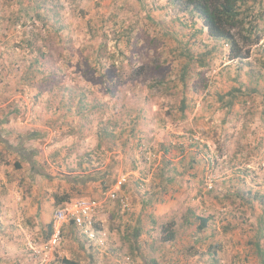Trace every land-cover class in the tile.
Listing matches in <instances>:
<instances>
[{"label": "rangeland", "instance_id": "374dc122", "mask_svg": "<svg viewBox=\"0 0 264 264\" xmlns=\"http://www.w3.org/2000/svg\"><path fill=\"white\" fill-rule=\"evenodd\" d=\"M245 21L257 25L261 40L231 59L228 46L198 33L202 19L172 0H0V112L45 131L40 146L60 149L48 156L73 158L66 173L110 165L113 174L121 162L124 176L111 190L128 208L118 191L134 169L161 214L155 238L174 234L172 242L152 243L161 256L149 253L145 264H224L226 257L264 264V205L255 199L251 208L237 194L264 195V0ZM52 167L53 174L61 169ZM79 199L89 198L71 201ZM167 209L173 216L164 218ZM46 232L14 233L13 264L73 259L64 230L46 261L27 249L29 240L40 247ZM119 253L107 257L136 264Z\"/></svg>", "mask_w": 264, "mask_h": 264}, {"label": "crops", "instance_id": "0c3cea01", "mask_svg": "<svg viewBox=\"0 0 264 264\" xmlns=\"http://www.w3.org/2000/svg\"><path fill=\"white\" fill-rule=\"evenodd\" d=\"M44 135L45 131L40 128L27 129L16 122L12 112H0V264H13L15 260V249L19 245L15 243L14 233L19 230L26 232L29 234L26 239L35 232L41 234L58 207L76 196L103 199L104 193L124 176L121 162L119 167L114 168L113 174L105 169V166L110 168V165H104V170L100 172H85L86 166L82 165L81 174L66 173L63 165H71L73 158L69 161L71 163L66 162L64 156L56 161L55 157L60 152L58 147L53 149L57 152L55 156H48L53 152L52 149L47 151V148L39 144ZM35 141L38 143L35 144ZM53 164L61 167L54 174L50 172ZM76 166L80 167L79 162ZM126 175V183L118 194L130 201L127 212L118 201L104 200L97 216V226L106 235L105 244H100V237L90 239L82 229L71 223L64 226V231L72 234L73 239L71 249L74 256L69 261L75 264H120V260L107 257L108 254L116 256L120 252L133 257L136 264H145L143 256H149V253L157 259L161 256L160 245H152L154 241H163L155 238L158 235L156 221L161 216L160 211L150 206L153 205L151 198H145L139 190V179H136L134 169ZM65 195L67 200H58ZM167 212L164 218L169 213L173 216V211L167 209ZM262 227L257 225L259 231H262ZM257 235L260 236V233ZM260 244L261 240H255V245L261 248ZM150 247L155 249L153 253L148 251ZM226 258L223 262L230 263ZM20 264H24V261Z\"/></svg>", "mask_w": 264, "mask_h": 264}, {"label": "trees", "instance_id": "16d2710c", "mask_svg": "<svg viewBox=\"0 0 264 264\" xmlns=\"http://www.w3.org/2000/svg\"><path fill=\"white\" fill-rule=\"evenodd\" d=\"M175 5L179 6L180 10L183 13L188 14L191 18L198 17L202 19L203 26L198 33H203L204 29L206 30L208 36L216 41L221 47L226 45L230 49V58L231 59H242L244 57L245 47L253 46L258 44L261 40V35H257V25L250 22H246V17L249 16V12L252 8L259 2V0H172ZM251 2V3H250ZM39 9V7H37ZM55 16V13H54ZM57 16V14H56ZM37 19H42L40 13H36ZM48 20V19H47ZM56 22H59V19H56ZM242 44L240 46V42ZM218 45V46H219ZM31 46V45H29ZM247 51V50H246ZM248 52V51H247ZM38 61H36L37 63ZM38 64V63H37ZM184 75L181 76L184 80ZM69 102V101H68ZM83 100L79 99L77 101L76 107L78 110H82ZM185 101L181 102V107L179 110L183 113L185 109ZM87 111V110H86ZM88 112V111H87ZM139 118L137 115L134 120H131V134L135 137L137 135L136 131V121ZM105 133L113 134L104 131ZM114 137V136H113ZM166 165V163H165ZM193 165V163H192ZM166 167L162 170V174L165 173ZM169 172V171H168ZM251 191H246L245 194L237 192L241 200L248 204L251 208L254 205L255 199H258L257 202H260L262 206L264 205V195L254 194L252 199H250ZM249 197V198H248ZM67 195L63 196L58 200H67ZM57 201V200H56ZM207 223V219H201L200 227H204ZM73 225V223H71ZM52 233L51 223L47 227L45 240H48L49 236ZM174 239L173 233H168L162 238L164 242H169ZM64 264H75L69 260H62ZM155 264V263H154Z\"/></svg>", "mask_w": 264, "mask_h": 264}, {"label": "built area", "instance_id": "2783aa9c", "mask_svg": "<svg viewBox=\"0 0 264 264\" xmlns=\"http://www.w3.org/2000/svg\"><path fill=\"white\" fill-rule=\"evenodd\" d=\"M123 182H125L124 178L117 183L116 188L121 186ZM104 200L120 201V205L123 209H128V205H126L123 200L117 199V191L111 189L104 193V198L100 200L79 199L73 202L64 203L53 213L51 221L52 233L48 240L43 242L41 246L37 248L34 247L32 241H27V249H29L41 262L46 261L47 256L54 253L60 245L64 226L68 223H73L75 227L82 229L90 239L100 237V244H105L106 235L101 232L97 226V216L103 207ZM125 262L126 264H130L128 260Z\"/></svg>", "mask_w": 264, "mask_h": 264}]
</instances>
